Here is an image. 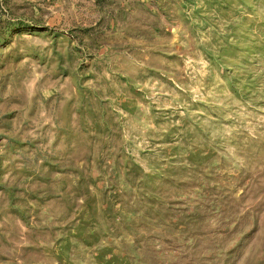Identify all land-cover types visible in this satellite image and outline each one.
Wrapping results in <instances>:
<instances>
[{
    "label": "rangeland",
    "instance_id": "374dc122",
    "mask_svg": "<svg viewBox=\"0 0 264 264\" xmlns=\"http://www.w3.org/2000/svg\"><path fill=\"white\" fill-rule=\"evenodd\" d=\"M0 264H264V0H0Z\"/></svg>",
    "mask_w": 264,
    "mask_h": 264
}]
</instances>
